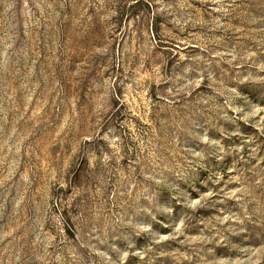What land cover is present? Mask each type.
Returning a JSON list of instances; mask_svg holds the SVG:
<instances>
[{"label":"rangeland","instance_id":"rangeland-1","mask_svg":"<svg viewBox=\"0 0 264 264\" xmlns=\"http://www.w3.org/2000/svg\"><path fill=\"white\" fill-rule=\"evenodd\" d=\"M0 264H264V0H0Z\"/></svg>","mask_w":264,"mask_h":264}]
</instances>
